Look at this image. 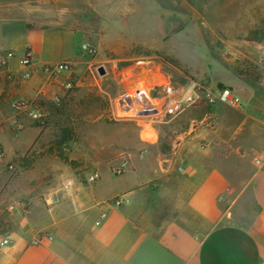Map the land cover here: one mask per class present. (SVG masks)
<instances>
[{
	"label": "crops",
	"instance_id": "0c3cea01",
	"mask_svg": "<svg viewBox=\"0 0 264 264\" xmlns=\"http://www.w3.org/2000/svg\"><path fill=\"white\" fill-rule=\"evenodd\" d=\"M51 1L35 22L22 8L0 17V53L14 54L0 68V151L22 167L14 184L0 169V240L12 238L0 264H264V80L241 77L231 90L240 106L202 99L134 128L135 138L69 140L68 154L25 165L39 130L16 131L27 114L14 103L64 98L72 73L55 69L77 67L83 53L74 0ZM94 172L100 179L90 184ZM119 197L125 203L115 208Z\"/></svg>",
	"mask_w": 264,
	"mask_h": 264
},
{
	"label": "rangeland",
	"instance_id": "374dc122",
	"mask_svg": "<svg viewBox=\"0 0 264 264\" xmlns=\"http://www.w3.org/2000/svg\"><path fill=\"white\" fill-rule=\"evenodd\" d=\"M51 2L0 0V17L30 10L35 22ZM74 4L82 14L84 44L93 52L83 51L67 95L41 106L40 121L24 115L23 128L15 126L18 133L28 127L39 130L35 138H40V146L34 144L26 152L27 166L45 152L64 156L73 151L69 140L135 138L134 128L155 125L149 119H111L110 107L124 93L138 89L151 93L166 82L233 91L243 75L253 82L264 80V0H74ZM100 67L106 75H99ZM20 166L3 157L0 169L8 183L18 181ZM253 209L246 192V213Z\"/></svg>",
	"mask_w": 264,
	"mask_h": 264
},
{
	"label": "built area",
	"instance_id": "2783aa9c",
	"mask_svg": "<svg viewBox=\"0 0 264 264\" xmlns=\"http://www.w3.org/2000/svg\"><path fill=\"white\" fill-rule=\"evenodd\" d=\"M82 50L88 54L93 52L87 44H83ZM13 57V52L2 54L0 55V62L5 64ZM20 64L24 67L30 66L32 64L31 54L25 55L20 60ZM55 72L72 73L73 64L68 61L62 62L56 67ZM140 93H143L141 98H139ZM202 99H204L208 104L222 102L231 106H240L239 100L235 98L230 89L211 91L195 82H191L182 87H175L171 83L166 82L159 85V87L151 93L147 90L138 89L132 93H124L120 95L111 105L109 116L115 121L149 119L154 123H159L167 119L177 117L187 108L198 104ZM14 108L18 112L27 114L37 121H40L43 118V111L35 102L19 100L14 103ZM209 125L213 127V121L209 122ZM15 126L17 129L23 128V125L20 122H16ZM2 159L3 153L0 151V162ZM254 161L259 164L262 162V159L255 156ZM118 173H120V171H118ZM99 179V172H94L90 174L87 181L90 184H94ZM71 183V181H68L65 187L68 188ZM112 203L115 208H118L121 207L125 201L123 197H119ZM11 244L12 238L6 237L0 240V249H3Z\"/></svg>",
	"mask_w": 264,
	"mask_h": 264
},
{
	"label": "water",
	"instance_id": "95a60500",
	"mask_svg": "<svg viewBox=\"0 0 264 264\" xmlns=\"http://www.w3.org/2000/svg\"><path fill=\"white\" fill-rule=\"evenodd\" d=\"M98 73H99L100 76H104V75H106L107 71H106V69L104 67H100L98 69ZM142 96H143V93H140L139 98H141Z\"/></svg>",
	"mask_w": 264,
	"mask_h": 264
}]
</instances>
